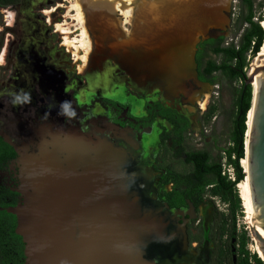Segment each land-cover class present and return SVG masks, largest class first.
Here are the masks:
<instances>
[{
    "label": "water",
    "instance_id": "95a60500",
    "mask_svg": "<svg viewBox=\"0 0 264 264\" xmlns=\"http://www.w3.org/2000/svg\"><path fill=\"white\" fill-rule=\"evenodd\" d=\"M139 1L133 0L132 6L140 5ZM146 2L153 3L155 19L142 23V29H132L120 45H136L132 49L142 52L143 68L153 70L169 86L178 84L184 76L195 75V44L208 37L211 25L220 24L218 3ZM255 56L244 72L243 82L250 87L253 73L258 77L253 97L250 90L246 151L243 140L242 146L253 218L261 235L250 226L248 231L264 264V62L252 66ZM155 129L154 125L142 129L138 153L132 157L121 147L107 145L103 138L88 142L71 133L50 136L45 141L50 149L45 144L34 153L14 147L21 157V202L5 210L14 216L13 232L22 243V264H167L170 257L159 260L154 256L156 242L174 248L171 253L177 245L184 248L183 227L176 223L180 210L168 207L155 193L151 170ZM89 143L98 145H84ZM136 159L142 161V174ZM87 183L90 194L83 187ZM209 220L208 215L202 220L204 242ZM231 243L232 239L233 252Z\"/></svg>",
    "mask_w": 264,
    "mask_h": 264
},
{
    "label": "flooded vegetation",
    "instance_id": "af4514ba",
    "mask_svg": "<svg viewBox=\"0 0 264 264\" xmlns=\"http://www.w3.org/2000/svg\"><path fill=\"white\" fill-rule=\"evenodd\" d=\"M53 4L50 12H53L52 17L49 15L48 19L43 11L51 9ZM56 4L55 0H16L0 5V51L7 45H4L5 39L8 40L5 63L0 65V213L5 218L0 226L6 228L7 224H12L13 231L14 216L5 208L21 202L18 192L21 157L16 151L34 153L38 147L45 146L50 136L62 137L71 133L88 142L103 138L108 141L107 145L121 147L132 157L138 153L142 129L154 125L157 153L151 170L156 197L168 207L180 210L176 223L182 224L185 242L183 249L180 250L177 245L178 251L171 253L174 248L158 241L154 256L159 260L170 257L165 260L167 264H218L217 253L221 252L224 256L227 252L225 245L223 250L220 249L217 244L219 240L214 239L210 232L209 223L214 215L210 216L204 242L202 220L206 213L203 211L201 215L199 211L203 195L197 197L192 193L188 196V189L184 185L191 177L193 168L192 163L186 160V155L200 150L207 151L195 148L184 151L183 141L190 127L189 119L177 104L171 105L170 102L159 100L156 86L146 91H142V87L138 92L125 90V83L140 84V78L136 77L142 75V52L132 49L136 45L121 46L122 39H113L115 30L102 34L97 32L94 25L96 11L89 5H83L82 9L91 39V50L87 62L82 65L81 60L74 58L65 47L54 28L52 20H59L60 17L63 20V14L59 13L62 10H56ZM112 10L117 11L115 8ZM6 11L16 13L11 27L5 22ZM218 36L221 35L199 39L194 53L200 41ZM207 47L204 44L200 49L208 53ZM110 57L113 61L109 63L107 60ZM98 58L101 62L97 61ZM78 66L82 67L78 69ZM112 68L129 72L136 68L138 71L133 69L132 80H126L111 74ZM195 79L208 83L197 79L196 70ZM20 92L29 93L31 102L13 105L11 93ZM62 101L71 103L76 113L74 118L58 115ZM203 112L199 117L200 122ZM180 124H185V128L179 129ZM132 140L133 143L127 144ZM49 145L46 144V148L50 149ZM163 151L175 159L179 157L180 162L189 169L179 172L155 165L156 161H160L159 153ZM88 154L91 156L90 152ZM136 161L140 162L139 170L142 174V161ZM13 234L19 239V259L22 264V243L19 236ZM172 240L175 241V237ZM234 251H230L231 255H234ZM140 252L142 255V249ZM234 262L235 259H231V263Z\"/></svg>",
    "mask_w": 264,
    "mask_h": 264
},
{
    "label": "rangeland",
    "instance_id": "374dc122",
    "mask_svg": "<svg viewBox=\"0 0 264 264\" xmlns=\"http://www.w3.org/2000/svg\"><path fill=\"white\" fill-rule=\"evenodd\" d=\"M106 1V2H104ZM93 0L94 3L90 4L87 0H83V5L88 6L96 11L95 17V28L97 32L100 34L107 32L110 33L112 30H115L114 40H123V38H128L131 34L132 29H142V23L146 21H150L155 19L156 14L154 13V5L152 6V2H146L147 0H140L139 4L136 6L130 5L131 15L130 21H126L123 26L121 22L123 21L119 11H113V5L111 1L108 0ZM117 3L118 0H115ZM120 1V0H119ZM171 1V0H169ZM176 1V0H173ZM211 2L218 3L217 5V16L220 18V24L211 25L209 27L207 36L210 35H221L222 41L221 44L224 45L229 40L236 41L237 36L241 32V29L245 26V24L239 19V17L245 12L244 6L241 5L239 0H210ZM261 0H252L253 7V20H256V17L259 15L261 19L258 24H261V20H264V4L260 5ZM56 7H58L62 11H59L60 14H63V20L66 19V22L73 24L71 19L65 18V13L67 11L66 8L70 5V0H55ZM115 2V3H116ZM133 2V0H132ZM54 4L51 5V9ZM153 7V8H152ZM46 8L43 12L45 16L49 19L52 17V10ZM50 11L46 13V11ZM55 10V11H56ZM108 13V14H107ZM110 13V14H109ZM92 14V13H91ZM144 15V18L142 16ZM91 16V15H90ZM136 18V22L133 19ZM61 21L60 19H54L52 22L54 23V28L56 30L55 24ZM62 22V21H61ZM60 22V23H61ZM1 26V24H0ZM74 30V26H72ZM124 29V30H123ZM58 33V32H57ZM59 34V33H58ZM73 37L75 34H69ZM59 36H61L59 34ZM124 39V40H126ZM62 40V39H61ZM63 43V40H62ZM8 45V40L5 39L4 45ZM3 45V46H4ZM67 49H69L73 55L72 49L65 45ZM113 47V45H112ZM82 54H79V56ZM99 58H100V54ZM209 57L213 58L216 62L219 61V56H213L209 53H206ZM77 58L78 56H73ZM79 59L81 57H78ZM98 58L97 61L101 62ZM81 60V59H80ZM103 60V58H101ZM109 63L113 61L110 57L107 60ZM82 62V61H81ZM117 63V62H116ZM84 63L82 62V65ZM249 65V64H248ZM82 66H78L80 69ZM142 67V66H141ZM248 67V66H247ZM246 67V68H247ZM117 68H120L117 65ZM117 68H112L111 74H113L118 79H128L132 80V76L134 74L133 69L138 71L136 68H133L129 71H122ZM130 68V67H129ZM122 69V68H121ZM154 71H149V68L145 69L142 67V75H140V84L138 83L130 84L125 83L124 87L126 91L129 92H138L140 87H142V91L149 90L151 87L156 86L158 88V98L161 101L170 102L171 105H176L179 110L189 119L190 127L188 130V134L185 136L183 141V148L186 150L190 149H206L208 152V162L219 161L221 163L222 171L227 175V178L232 180V171L228 165L224 163L222 152L219 151V148L227 143V131L229 126L231 125L232 114H233V101H234V93L235 89L238 85L237 81L229 82L225 77L215 73L214 80L212 83H204L198 82L195 79V75L184 76L178 84L170 85L163 82L162 78L155 75ZM136 74V73H135ZM138 77V76H137ZM136 77V78H137ZM135 85V86H134ZM252 88V87H251ZM187 92V93H186ZM185 94V95H184ZM211 104L214 107V110L206 123L200 122L199 117L201 113L205 110L206 106ZM161 126V123L160 125ZM157 153V152H156ZM155 153V156H156ZM160 161H156L155 165H159L160 167H169L173 171H182L186 172L189 168L180 162L179 157L177 159L173 158L170 154L166 153V151L159 153ZM154 156V157H155ZM241 161V160H240ZM155 159L152 164H154ZM151 164V166H152ZM245 175V174H244ZM245 177V176H244ZM244 179V178H243ZM235 188L238 192L237 184H235ZM238 194V193H237ZM201 203H199V211L202 215L203 211H205L206 216L211 217L209 225L212 226L215 216L222 212L226 213V204L222 202L216 196H207L204 194L202 197ZM241 201V200H239ZM195 225L196 223L193 222ZM198 228H199V224ZM250 219L248 218V214L246 210L242 206V202H239V208L235 211V233L238 235L240 232L244 231L246 235V241L244 243L245 249L249 253L256 254V244L255 241L249 234L248 226H250ZM211 230V228H210ZM212 231V230H211ZM210 231V232H211ZM225 236L222 235L221 239L218 241V245L223 250V240ZM238 241L234 244V248L238 247Z\"/></svg>",
    "mask_w": 264,
    "mask_h": 264
},
{
    "label": "trees",
    "instance_id": "16d2710c",
    "mask_svg": "<svg viewBox=\"0 0 264 264\" xmlns=\"http://www.w3.org/2000/svg\"><path fill=\"white\" fill-rule=\"evenodd\" d=\"M15 1L0 0V5ZM239 2L245 9V12L239 17L245 26L241 29L236 41L231 39L222 45V36L207 38L196 45L199 47L193 55L198 80L212 83L214 74L217 73L229 82L235 80L238 83L234 93L231 125L227 131V143L219 148L224 163L231 168L232 180L227 178V175L222 171L219 161L208 162V152L200 150L186 155V160L192 163L193 168L191 177L184 182V185L188 189V196L192 193L197 197L204 194L216 196L226 204V213L219 212L210 226L214 239L220 240L222 235L225 236L222 246H226L227 255L222 256L221 252L217 253L218 264L224 262L232 264L229 250L231 239L233 247L237 241L239 243L234 251V264H263L257 254L249 253L245 249L244 243L247 238L245 232L242 231L238 235L235 233V211L239 208V202L241 203L235 184L240 183L245 176L242 167L239 166V161L244 158L242 146V140L245 139L243 133L246 130L244 121L245 113L249 110L250 90L252 89L249 84L243 82L244 72L250 59L259 53L264 39V29L257 22L261 17L258 15L256 20L252 19V0H239ZM263 4L264 0H261L260 5ZM204 44H207L206 50L209 54L219 56V61L216 62L206 55L205 50L200 49ZM213 110L214 107L208 104L201 116V121L206 123ZM160 112L163 113V111ZM166 114L168 113L164 115ZM183 128H185V124H180L179 129ZM3 219L5 218L0 213V223L5 222ZM20 255L19 239L13 234L12 224H7L6 228L0 226V264H21Z\"/></svg>",
    "mask_w": 264,
    "mask_h": 264
},
{
    "label": "bare ground",
    "instance_id": "6f19581e",
    "mask_svg": "<svg viewBox=\"0 0 264 264\" xmlns=\"http://www.w3.org/2000/svg\"><path fill=\"white\" fill-rule=\"evenodd\" d=\"M82 1L83 0H70V5L68 6V8H66L67 11L65 13V18L71 19V22L74 23V25L66 22V19H64L62 20L61 23L60 22L56 23L55 27H56V31L61 35L63 44L68 45L72 49L73 56L81 57L80 58L81 61L83 63H86L88 60V54L90 53V50H91V39H90V36L87 32V29L84 23L85 18H84L83 9H82V6H83ZM87 1L90 2V4L92 3L95 4L93 0H87ZM108 1H111L113 8L119 11V14L121 15L123 19V21L121 22L122 26L126 21H130V18H129L131 15L130 5L132 3V0H120V1L118 0L119 3H117L115 0H108ZM48 12L50 11L47 10L46 13ZM260 25L264 29V20L261 21ZM72 26H74V30L71 29ZM73 33H75V35L71 37L69 34H73ZM6 47L7 45H5L0 51L4 53V57H5ZM79 54H82V55L79 56ZM256 55L257 56L254 58L252 62V66L254 67L259 66L260 64H262V62H264V39L262 42L261 49L259 53ZM257 77H258V73L254 72L252 82H251V87H252L251 96L252 97H253V94L257 86ZM138 78H140V76L137 77V79ZM249 117H250V108L246 113V120H245L246 130L244 133L245 139L243 140V146H244L245 151H246V144H247V127L249 125ZM82 154H84V152ZM240 160L241 161H239V163L243 169L242 171L245 174V171H246L245 156L244 158ZM243 178L244 179L240 183L237 184V188L239 192L238 195H239V198L241 199L242 206L246 210V213L248 214V218L250 219V223H251L250 227H253L260 234L259 226H257L256 221H254V218H253V207H252V201L249 196V189H248L246 174H245V177ZM83 187L84 189H86L85 190L86 194L91 193V189H90L91 187L89 183L84 184ZM256 254L258 257L261 256V252L257 244H256Z\"/></svg>",
    "mask_w": 264,
    "mask_h": 264
},
{
    "label": "clouds",
    "instance_id": "9594fccd",
    "mask_svg": "<svg viewBox=\"0 0 264 264\" xmlns=\"http://www.w3.org/2000/svg\"><path fill=\"white\" fill-rule=\"evenodd\" d=\"M16 13L14 11H6L5 22L11 27L14 23ZM4 53L0 52V65L4 64ZM12 95V104L13 105H22L24 103L31 102V96L29 93L20 92V93H11ZM58 115L67 116L69 118H74L76 113L75 110L71 108V103L69 101H62L60 104V111Z\"/></svg>",
    "mask_w": 264,
    "mask_h": 264
},
{
    "label": "built area",
    "instance_id": "2783aa9c",
    "mask_svg": "<svg viewBox=\"0 0 264 264\" xmlns=\"http://www.w3.org/2000/svg\"><path fill=\"white\" fill-rule=\"evenodd\" d=\"M229 166V165H228ZM229 168H230V166H229Z\"/></svg>",
    "mask_w": 264,
    "mask_h": 264
}]
</instances>
